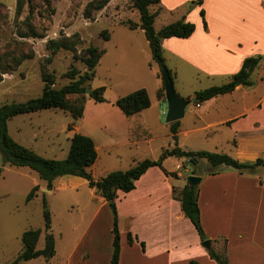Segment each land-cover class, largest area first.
<instances>
[{"label": "crops", "instance_id": "obj_1", "mask_svg": "<svg viewBox=\"0 0 264 264\" xmlns=\"http://www.w3.org/2000/svg\"><path fill=\"white\" fill-rule=\"evenodd\" d=\"M202 9L206 13V25L202 17L186 20L196 25L193 36L188 39L172 38L163 41L166 63L168 58L171 60L172 57L176 58L179 64L172 73L178 75L180 70L185 68L193 72V80L223 79L229 83L233 76L241 71L248 58L262 57L261 65L256 70L263 67L264 0H203V5L198 11ZM151 10L155 12L152 7ZM137 30L144 32L142 29ZM106 52L108 55L107 50ZM104 58L105 56L98 67ZM263 82L264 78H259L253 81L251 88L239 85L232 94L200 104V112L189 122H186L185 115L180 121L179 147L187 151L226 154L244 163L264 160V90L259 98L255 97L253 103L245 104V99L256 89H264L261 84ZM196 93L189 98H196ZM226 96L233 97L229 98L230 101L237 99L238 104H230ZM119 98L121 97L106 103L94 101V105L98 104L101 109L108 107L114 113L110 115V118L113 116L115 120L112 125L109 121L113 120L100 121L97 117L89 115L88 107L94 102L88 100L83 119L78 121L71 131L73 135L79 133L94 141L98 160L90 170L95 179L96 170L101 163L102 150L111 157L116 152L114 156L120 165L126 164L127 167H123L128 168L126 170L140 161L149 159L144 156H149L150 153L152 160H158L164 150L162 147L159 155H155L159 149L153 150V143L159 138L154 137L147 119L150 111L156 108L155 119L161 124L160 117L163 112L158 109L163 100L158 97V104L154 105L151 101L149 109L128 118L116 106ZM89 123L102 125V129L109 131L112 139L107 142L101 139L97 141V130ZM135 123L136 126L133 127ZM166 131V137L175 145L169 125ZM145 145L148 146L149 153L142 157L139 150ZM124 148L127 150L122 153ZM111 157H108L107 161H115ZM171 158L163 163V168L169 176L159 167L151 168L136 183L135 190L127 194L122 192L123 199L118 205L121 235L119 264H218L210 257V249L203 247L204 241L183 212L181 201L177 202V191L188 184V179L177 185L176 180L181 181V174H178V179L173 178L166 168V163ZM197 164L194 167L197 172L195 176L202 178L198 186L201 221L207 240L212 242L211 249L221 252L226 248L230 264H264V245L262 247V244L249 241L250 234L254 239L256 234L250 220L254 216L251 202L255 197L254 193L261 192L259 210L260 215L264 214V189L259 187L254 178L247 176L250 174H241L228 167H211L201 173L200 163ZM57 181L59 187L64 190L88 184L87 180L75 176L61 177ZM100 200L101 207L95 212L89 225L79 232L68 252L61 254L56 242L57 253L52 260L60 259L59 264H112L113 219L111 214L106 212L108 202L103 198ZM227 214L235 217L242 215L244 218L243 224L237 229L231 228L229 235L218 230V225L221 224L220 216ZM73 231L76 232L77 228H73ZM237 233L244 240H240L239 236L234 238ZM129 235L135 239L133 245L128 241ZM142 244L145 245L144 248ZM259 245L263 249L262 252Z\"/></svg>", "mask_w": 264, "mask_h": 264}, {"label": "rangeland", "instance_id": "obj_2", "mask_svg": "<svg viewBox=\"0 0 264 264\" xmlns=\"http://www.w3.org/2000/svg\"><path fill=\"white\" fill-rule=\"evenodd\" d=\"M28 1H24L26 4L22 14H18V0H0L3 6L0 8V75H2L0 107L40 97L46 85L45 73L54 76L55 85L53 87L55 88H62L71 83V79L67 76L71 70H77L81 74L87 72L82 59L85 50L90 46L108 51L100 67H97L95 80L91 83L93 89L106 88L107 101L146 89L153 104H158V94L164 87L161 69L153 60V53L145 33L141 30L133 31L123 25L128 21L141 23V15L134 7V0H111L102 11L95 12L92 19L85 17V10L88 4L95 0H50V3L46 0ZM197 2L198 0H163L160 5L153 6L154 11L158 10L157 8L161 9L160 16L155 23L156 30L159 32L163 27L181 19L201 18V11H198L201 6ZM106 30L111 33L110 41H105L102 35ZM34 32L44 38H34L32 36ZM76 34L81 38L76 52L62 50L50 61L49 41ZM21 57H26L27 60L20 66H15L13 59L15 58V62ZM10 62L11 65H9ZM166 65L169 70L173 71L179 64L176 58L171 57L170 60L169 57ZM192 75L193 72L185 68H182L178 75L173 73L176 91L184 99L193 96L196 92L226 83L223 79L193 80ZM259 78H264V65L252 75L253 81ZM261 84L264 86V82ZM263 90V88L256 89L245 99V104L253 103L262 95ZM226 98L230 104H238L237 99L230 101L233 97L226 96ZM88 99L89 94L87 93L86 100ZM159 99L163 100L162 97ZM89 101L94 102L91 99ZM94 104L96 103H91L88 107L90 116L97 117L96 119L100 121L113 120V116L110 118V115L114 113L108 107L101 109L98 104V107ZM198 106L194 103L187 107L186 122L195 118L200 112ZM168 108L166 100L160 102L158 110L163 112L160 117L161 124L155 119L156 108L152 109L150 116L147 117L151 132L154 137L159 138L153 143V150L159 149L156 156L159 155L162 147L164 149L175 148L173 141L166 137V127L168 125L170 127L167 123ZM114 121L109 122L112 125ZM70 124H73V119L69 113L62 110H46L15 117L9 121L8 131L15 141L39 155L47 159L64 160L69 155L71 139L74 136L73 132L68 129ZM135 126L136 123L133 124V127ZM93 127L97 130L95 134L97 141L101 139L107 142L112 139L109 131L102 129V125H93ZM126 150L124 148L122 153ZM115 153L111 157L105 151H101V163L96 170L97 180L111 172L128 169L123 168L127 167L126 164H119L114 156ZM139 153L142 157L148 155V146H142ZM151 155L150 153L149 156L144 157L151 159ZM108 157L115 161H107ZM192 162L188 158L172 157L166 163L167 170L173 175L181 174V181L176 180L177 185H181L188 179L198 162L201 173L208 171L211 167L214 168L207 160H199L196 164ZM247 176L254 178L259 187L264 189V167H259L253 175ZM172 177L178 179L176 176ZM36 185H39L38 197L28 203L27 197ZM254 196L251 202L254 216L250 220H252L256 234L255 239L250 234L249 241L262 244L263 247L264 214L260 215L259 210L262 194L256 191ZM44 199L52 215V233L58 244V250L61 254H65L80 234L79 232L89 225L95 212L101 207V197L87 183L80 184L74 189L64 190L59 187V181H56L53 190H50L46 183L40 181L35 171L5 164L0 153V264H12L17 259L23 249L22 237L27 231L43 230L37 248L39 250L45 248ZM122 199L123 193L119 191L117 211ZM177 202L180 201L177 199ZM106 212L111 214L114 227L115 214L110 206ZM220 222L218 230L228 234L231 228H239L244 218L242 215L235 217L227 214L220 216ZM73 228H77V231L74 232ZM238 236L240 240H244L238 233L234 238ZM259 250L261 252L263 250L260 245ZM52 259L47 260L41 257L21 264H59L60 259Z\"/></svg>", "mask_w": 264, "mask_h": 264}, {"label": "trees", "instance_id": "obj_3", "mask_svg": "<svg viewBox=\"0 0 264 264\" xmlns=\"http://www.w3.org/2000/svg\"><path fill=\"white\" fill-rule=\"evenodd\" d=\"M25 0H18L17 13L22 14L25 6ZM50 3V0H46ZM111 0H95L90 2L85 10V17L92 19L95 12L102 11ZM162 0H134V7L141 15V23L128 21L123 25L135 31L142 29L145 33L146 39L149 42L153 53V60L159 65L161 72L165 69L169 70L166 65V58L164 55L163 41L172 38L188 39L196 31V25L181 19L177 22L171 23L157 32L155 28L156 18L161 12V9L153 12L151 7L160 5ZM30 2V0L28 1ZM199 6L203 5V0H198ZM3 7L0 3V8ZM206 13L202 9L201 17L206 25ZM105 41L111 40V33L106 30L102 33ZM34 38H44L37 32L32 35ZM26 37V36H23ZM81 43V38L78 34L70 37H62L60 39L50 40L48 49L51 51L50 61L62 50L76 52L77 47ZM105 49H100L96 46H90L84 52L82 59L86 65L87 72L81 74L77 70H71L67 76L71 79V83L62 88H55L54 76L45 73L44 81L46 83L43 94L40 97L30 99L23 103L5 104L0 107V153L5 164L17 168H30L35 171L40 181L46 183L47 188L53 190L54 183L61 177L75 176L88 181L91 189L96 191V194L105 199L115 214L113 234V257L112 264H119L121 257V235L119 229L117 198L118 192L125 194L132 192L136 188V183L151 169L159 167L164 170L163 163L171 157L188 158L190 161L196 162L199 160H207L214 168L228 167L237 170L241 174H253L259 167H264V160L259 159L255 163H244L232 156L226 154L211 153L207 151H187L178 146L179 131L181 122L170 124V132L173 135L175 148L164 149L161 157L158 160L145 159L133 165L126 171H114L105 177L95 179L91 172V168L98 160V152L94 141L85 135L76 133L71 139V148L69 155L64 160L47 159L39 155L34 150L25 147L19 142L15 141L9 135L8 124L9 121L15 117L39 113L46 110H62L69 113L73 119V124L69 125V131L73 130V126L85 115L87 101L94 100L96 103H106V88L100 87L93 89L91 83L95 80L96 69L100 64L101 59L106 55ZM10 59V58H9ZM7 59V61H9ZM15 59V58H14ZM13 64L20 66L26 57L17 58ZM77 59V56H75ZM263 58H248L241 69V71L233 76L229 83L221 86H213L208 89L196 93V105L203 104L209 100L219 96L232 94L240 86L244 88L253 87L252 75L256 69L261 65ZM11 65V62L9 63ZM1 66V64H0ZM171 77L173 73L169 70ZM5 74V73H3ZM174 80V79H173ZM2 75H0V82ZM91 90L89 99L86 100V94ZM158 97H162L167 101L165 87H162ZM116 106L121 109L123 114L128 118L133 117L151 107V99L146 89H140L127 96L121 97L117 100ZM165 174H169L164 170ZM192 175H197L196 169L192 171ZM172 176H178L172 174ZM39 185H36L27 197V202H32L38 197L37 192ZM177 198L182 203V209L186 217L196 228L202 241H206L207 237L202 226L201 210L199 207V187L187 184L183 189L177 191ZM45 211V232L46 244L45 248L39 250L37 248L39 240L42 236L43 230L36 229L24 233L22 237L23 249L20 255L12 264H21L32 261L38 258H45L50 260L55 257L56 239L52 233V215L48 209L46 199L43 201ZM128 241L131 245L134 244L135 239L129 235ZM143 248L145 247L142 244ZM210 257L218 264H230V259L226 248L221 252H216L213 249L209 250Z\"/></svg>", "mask_w": 264, "mask_h": 264}, {"label": "water", "instance_id": "obj_4", "mask_svg": "<svg viewBox=\"0 0 264 264\" xmlns=\"http://www.w3.org/2000/svg\"><path fill=\"white\" fill-rule=\"evenodd\" d=\"M164 87L166 90V98L168 102V113H167V123L173 124L176 122H180L185 118L187 107L196 102V98L191 100H186L182 98L176 91L174 80L170 75L169 70L165 69L162 74ZM240 83H238V86ZM88 94H91V90H88ZM196 164V162H192ZM202 182V178L192 175L188 178V184L191 186H199ZM212 242L210 240H206L203 242V247L207 249H211Z\"/></svg>", "mask_w": 264, "mask_h": 264}, {"label": "built area", "instance_id": "obj_5", "mask_svg": "<svg viewBox=\"0 0 264 264\" xmlns=\"http://www.w3.org/2000/svg\"><path fill=\"white\" fill-rule=\"evenodd\" d=\"M198 107H200V105Z\"/></svg>", "mask_w": 264, "mask_h": 264}]
</instances>
